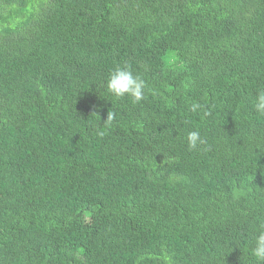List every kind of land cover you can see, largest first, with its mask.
Listing matches in <instances>:
<instances>
[{"label": "trees", "instance_id": "16d2710c", "mask_svg": "<svg viewBox=\"0 0 264 264\" xmlns=\"http://www.w3.org/2000/svg\"><path fill=\"white\" fill-rule=\"evenodd\" d=\"M260 91L264 0H0V264H259Z\"/></svg>", "mask_w": 264, "mask_h": 264}, {"label": "clouds", "instance_id": "9594fccd", "mask_svg": "<svg viewBox=\"0 0 264 264\" xmlns=\"http://www.w3.org/2000/svg\"><path fill=\"white\" fill-rule=\"evenodd\" d=\"M147 88L146 82L139 76L134 75L129 66L117 67L112 71L106 82L107 92L116 99L128 97L133 103H140L145 97V90ZM201 105L193 103L190 111L196 112ZM254 110L259 115L264 117V91L257 93ZM116 113L114 111L107 112L106 122L110 124ZM103 135V133H101ZM205 141L202 139L199 131H192L188 133L187 144L189 150H197ZM251 254L259 262L264 264V231H260L254 240V246L251 249Z\"/></svg>", "mask_w": 264, "mask_h": 264}]
</instances>
